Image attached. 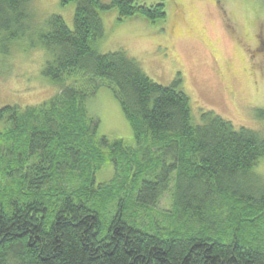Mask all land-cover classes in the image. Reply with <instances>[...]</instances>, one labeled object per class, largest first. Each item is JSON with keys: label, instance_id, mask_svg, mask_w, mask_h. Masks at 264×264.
I'll use <instances>...</instances> for the list:
<instances>
[{"label": "trees", "instance_id": "1", "mask_svg": "<svg viewBox=\"0 0 264 264\" xmlns=\"http://www.w3.org/2000/svg\"><path fill=\"white\" fill-rule=\"evenodd\" d=\"M29 2L0 0L5 45L32 29ZM70 2L72 28L52 14L31 32L59 92L0 107V264H264V179L253 172L264 134L209 110L197 123L179 76L161 85L124 50L97 51L99 10L153 20L164 18L163 3L60 0ZM103 85L133 144L98 134L87 100ZM110 164L113 178L97 182ZM167 193L160 223L154 207Z\"/></svg>", "mask_w": 264, "mask_h": 264}, {"label": "rangeland", "instance_id": "2", "mask_svg": "<svg viewBox=\"0 0 264 264\" xmlns=\"http://www.w3.org/2000/svg\"><path fill=\"white\" fill-rule=\"evenodd\" d=\"M138 1L147 6L163 3L164 18L152 20L135 14L119 19L116 8L99 10L104 35L96 41L97 51L124 50L161 85H169L179 76L197 123L200 112L209 110L235 128L264 134V51L254 56L249 47L254 42L248 40L258 23L256 17L262 15L264 0ZM29 9L33 17L29 33L7 45L0 41V107L37 105L60 89L43 75L48 54L35 43L32 33L52 14L61 15L72 28L75 4L30 0ZM87 108L99 119L98 134L133 144V132L111 88L101 86L87 100ZM253 172L264 179V157ZM114 174L113 166L107 165L97 173V182H107ZM170 207L167 193L154 207L160 223H166L163 216ZM135 210L139 212L137 221L148 226L151 215Z\"/></svg>", "mask_w": 264, "mask_h": 264}, {"label": "flooded vegetation", "instance_id": "3", "mask_svg": "<svg viewBox=\"0 0 264 264\" xmlns=\"http://www.w3.org/2000/svg\"><path fill=\"white\" fill-rule=\"evenodd\" d=\"M256 18H258V23L255 25L253 37L248 39L249 41L253 40L254 42L252 46H249L251 53H253L254 56L264 51V10L262 15L257 16Z\"/></svg>", "mask_w": 264, "mask_h": 264}]
</instances>
